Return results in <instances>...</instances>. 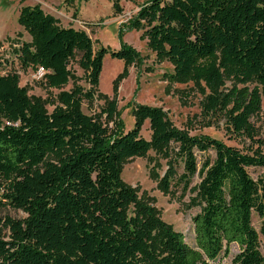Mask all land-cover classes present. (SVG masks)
<instances>
[{
	"label": "trees",
	"instance_id": "1",
	"mask_svg": "<svg viewBox=\"0 0 264 264\" xmlns=\"http://www.w3.org/2000/svg\"><path fill=\"white\" fill-rule=\"evenodd\" d=\"M120 1L112 0L114 13L121 12ZM18 22L30 36L15 41L12 58L21 69L39 65L48 71L47 86L61 89L74 81L67 66L78 57L89 87L74 83L61 91L48 113L19 86L18 74H0V190L7 205L26 215L0 221V264H215L232 244L240 250L234 264H264V152L250 122L264 98V0H146L126 30H142L156 60L173 66L169 79L204 82L206 126L224 119L232 139L256 144L245 150L191 136L154 106L136 105L127 131L114 101L85 114L82 103L92 106L101 95L105 55L126 64L115 85L139 53L126 43L94 50L85 31L60 26L38 4L21 6ZM146 121L149 140L141 135ZM172 145L182 181L200 177L191 198L200 207L191 219L194 246L121 177L125 162L150 151L171 159ZM195 151L214 157L198 168ZM251 167L263 170L259 179L250 177ZM175 174L168 166L161 189L168 191ZM253 213L261 219L259 232Z\"/></svg>",
	"mask_w": 264,
	"mask_h": 264
},
{
	"label": "rangeland",
	"instance_id": "2",
	"mask_svg": "<svg viewBox=\"0 0 264 264\" xmlns=\"http://www.w3.org/2000/svg\"><path fill=\"white\" fill-rule=\"evenodd\" d=\"M145 1L121 0L120 13H114L112 0H46L42 4L37 3L45 13L57 18L60 26L85 31L92 40L94 50L101 46L117 50L121 43H126L140 55V61L129 65L124 77L120 78L115 85L126 64L105 55L98 84V93L101 95L92 106L83 102L82 111L88 115H96L106 107L109 101H114L118 113L117 121L122 122L124 130L127 131L134 124L132 110L136 105L154 106L165 112L175 128L191 136L207 135L241 150L250 146L256 147L255 143L244 138L232 139L226 133L224 119L215 120L210 126H206L207 122L201 117V102L207 94L204 82L194 78L178 81L169 79L168 74L173 72V66L166 61L160 63L156 60L146 39L142 37V30L126 31L131 19ZM30 3L35 4L32 0L28 2ZM20 8L21 0H0V74H18L19 86L26 90L29 97L40 100L45 110L51 113L58 104V95L61 91H70L74 83L85 89L89 85L85 80L84 71L78 66V57L72 59L67 66L74 76V81H69L61 89L47 86L48 71L41 66L34 65L26 70L19 67L12 58L13 50L16 49L15 41L18 38L22 41H30L28 32L18 22ZM75 11L77 13L73 17ZM225 83V88L232 86L228 80ZM250 122L256 130V139L261 140V150L264 152V98L261 100L259 113L251 117ZM109 126L112 127L113 123L110 122ZM141 135L147 140L150 139L151 130L148 121L144 123ZM172 150L171 159L150 151L146 157L128 160L122 166L121 177L127 185L137 190L141 199L155 208L162 220L184 235L188 245L194 246L191 219L199 213L200 207L191 204V198L195 196L193 189L200 182V177L196 174L190 183L183 182V163L179 160L175 161L176 145H172ZM207 156L213 158L214 153L195 151L198 168ZM170 165L173 166L176 174L171 178L168 191H164L159 186L160 179ZM247 172L252 179L257 180L262 176L263 170L251 167L247 169ZM7 217L21 220L26 215L21 210L7 205L0 190L1 223ZM252 226L259 232L261 219L255 213L252 214ZM3 233L7 237L8 229H4ZM239 251L236 244L230 245L228 256L225 257L221 253L215 260V264H234L232 260ZM260 251L264 257L262 245Z\"/></svg>",
	"mask_w": 264,
	"mask_h": 264
},
{
	"label": "crops",
	"instance_id": "3",
	"mask_svg": "<svg viewBox=\"0 0 264 264\" xmlns=\"http://www.w3.org/2000/svg\"><path fill=\"white\" fill-rule=\"evenodd\" d=\"M29 1H30V0H27V1H26L27 4H26L25 2L22 3L21 6H24V5H33V3L28 4ZM35 4H37V3L35 2ZM35 4H34V5H35ZM40 7H41V6H40ZM41 8H42V7H41ZM42 10H43V8H42Z\"/></svg>",
	"mask_w": 264,
	"mask_h": 264
},
{
	"label": "built area",
	"instance_id": "4",
	"mask_svg": "<svg viewBox=\"0 0 264 264\" xmlns=\"http://www.w3.org/2000/svg\"><path fill=\"white\" fill-rule=\"evenodd\" d=\"M32 1H34V2H36V3H38V4H42V3H44L46 0H32Z\"/></svg>",
	"mask_w": 264,
	"mask_h": 264
}]
</instances>
